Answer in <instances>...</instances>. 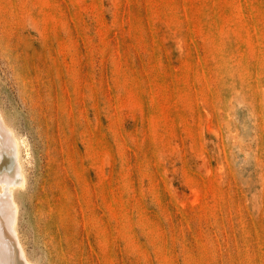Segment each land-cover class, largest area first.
Wrapping results in <instances>:
<instances>
[{
	"label": "rangeland",
	"instance_id": "1",
	"mask_svg": "<svg viewBox=\"0 0 264 264\" xmlns=\"http://www.w3.org/2000/svg\"><path fill=\"white\" fill-rule=\"evenodd\" d=\"M0 113L32 263L264 264V0H0Z\"/></svg>",
	"mask_w": 264,
	"mask_h": 264
},
{
	"label": "bare ground",
	"instance_id": "2",
	"mask_svg": "<svg viewBox=\"0 0 264 264\" xmlns=\"http://www.w3.org/2000/svg\"><path fill=\"white\" fill-rule=\"evenodd\" d=\"M18 137L0 113V264H34L27 258L18 232L15 191L23 189L28 181L20 157L23 144ZM11 155L17 157V164Z\"/></svg>",
	"mask_w": 264,
	"mask_h": 264
}]
</instances>
